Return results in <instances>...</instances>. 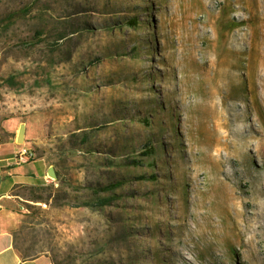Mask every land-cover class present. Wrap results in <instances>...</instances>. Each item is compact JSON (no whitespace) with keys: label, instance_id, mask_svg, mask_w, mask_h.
<instances>
[{"label":"rangeland","instance_id":"374dc122","mask_svg":"<svg viewBox=\"0 0 264 264\" xmlns=\"http://www.w3.org/2000/svg\"><path fill=\"white\" fill-rule=\"evenodd\" d=\"M13 7L0 116L26 123L19 144L70 199L14 189L17 245L53 264H264V0H0ZM116 181L108 204L75 206Z\"/></svg>","mask_w":264,"mask_h":264},{"label":"crops","instance_id":"0c3cea01","mask_svg":"<svg viewBox=\"0 0 264 264\" xmlns=\"http://www.w3.org/2000/svg\"><path fill=\"white\" fill-rule=\"evenodd\" d=\"M29 110L26 111L28 116L32 113ZM26 117L27 113L22 118L25 119ZM16 118L18 117L6 119L0 116V264H53L50 257L43 252L23 258L14 245L15 233L24 223L27 211H25L26 209L21 210L14 204L16 197H20L12 194V192L18 187L42 185L50 182L46 178L50 164L43 158H38V161H35V158L27 162H33V165L32 168L24 171L15 169L22 164H12V158L16 151L21 147H26V141L24 144L16 142L15 137L20 123L15 121Z\"/></svg>","mask_w":264,"mask_h":264},{"label":"trees","instance_id":"16d2710c","mask_svg":"<svg viewBox=\"0 0 264 264\" xmlns=\"http://www.w3.org/2000/svg\"><path fill=\"white\" fill-rule=\"evenodd\" d=\"M23 15H24V12L20 9V7L6 8L5 10L0 11V33H5L7 30H9L13 25H15L17 20L21 18ZM126 24L136 25L137 24L136 18L134 17L127 18ZM72 32L74 31H70L69 33L71 34ZM35 34L40 35L38 31H35ZM67 34L68 33L62 32L60 33L58 38L59 39L65 38ZM13 80H14V77L12 75H9L8 77L5 78L4 82L7 86L13 87ZM72 134L75 136V134L77 133L74 132ZM81 140H85V137L83 136ZM145 147L146 148H144V150L142 151L144 152L143 153L144 155H151V153L154 152V147H152V145H146ZM35 158H36V155L34 153V158H32L30 161L34 160ZM133 162H137V161L134 160ZM139 178H144V177H139ZM148 178L153 180L155 178V175L151 174L148 176ZM60 179H61L60 174L57 172V180L59 181ZM61 183L60 184L58 183L56 187L54 186L53 181H50L47 184H42V185L36 184V185L23 186V187H27L28 190L30 191V196L28 197V199L33 200V201H42L44 203H47L48 200H50L51 204L55 206V205H60V204H67L66 200H70L68 191L62 188L63 184ZM118 184L119 182L116 181V182L108 183L105 185L98 184L94 187L90 186L88 195H86V197L82 199L80 202H77L75 206L82 205V206H86V207H90L94 209L96 207H102L108 204L111 201L112 195L101 196L99 195V193L100 192H110ZM60 189H62L61 192H60ZM58 199L61 200L59 203L57 202ZM14 245H15L16 250L20 253L21 257L23 258L32 257L33 255L37 254V253L35 254L28 253L26 252L27 250L25 251L24 248L19 247L16 242V237H15Z\"/></svg>","mask_w":264,"mask_h":264},{"label":"built area","instance_id":"2783aa9c","mask_svg":"<svg viewBox=\"0 0 264 264\" xmlns=\"http://www.w3.org/2000/svg\"><path fill=\"white\" fill-rule=\"evenodd\" d=\"M32 158H34V153L27 147L19 148L12 158L13 165H20L27 163Z\"/></svg>","mask_w":264,"mask_h":264},{"label":"water","instance_id":"95a60500","mask_svg":"<svg viewBox=\"0 0 264 264\" xmlns=\"http://www.w3.org/2000/svg\"><path fill=\"white\" fill-rule=\"evenodd\" d=\"M24 134H25V123L22 122L18 126L15 137L17 143L24 142ZM46 175L52 177L53 179L57 177L55 170L51 166H49V168L47 169Z\"/></svg>","mask_w":264,"mask_h":264},{"label":"bare ground","instance_id":"6f19581e","mask_svg":"<svg viewBox=\"0 0 264 264\" xmlns=\"http://www.w3.org/2000/svg\"><path fill=\"white\" fill-rule=\"evenodd\" d=\"M48 178L53 179L52 177L48 176Z\"/></svg>","mask_w":264,"mask_h":264}]
</instances>
